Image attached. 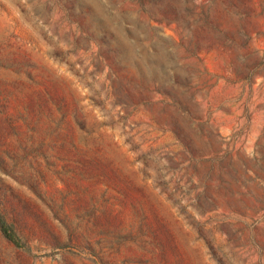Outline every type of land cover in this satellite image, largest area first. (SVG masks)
Segmentation results:
<instances>
[{"label": "rangeland", "instance_id": "obj_1", "mask_svg": "<svg viewBox=\"0 0 264 264\" xmlns=\"http://www.w3.org/2000/svg\"><path fill=\"white\" fill-rule=\"evenodd\" d=\"M0 264H264V0H0Z\"/></svg>", "mask_w": 264, "mask_h": 264}, {"label": "trees", "instance_id": "obj_2", "mask_svg": "<svg viewBox=\"0 0 264 264\" xmlns=\"http://www.w3.org/2000/svg\"><path fill=\"white\" fill-rule=\"evenodd\" d=\"M0 232L9 242L13 243L17 247L23 246L11 227L5 222L0 214Z\"/></svg>", "mask_w": 264, "mask_h": 264}]
</instances>
